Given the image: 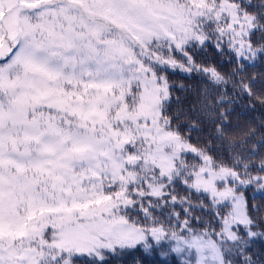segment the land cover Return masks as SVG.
<instances>
[{
	"label": "snow or ice",
	"instance_id": "snow-or-ice-1",
	"mask_svg": "<svg viewBox=\"0 0 264 264\" xmlns=\"http://www.w3.org/2000/svg\"><path fill=\"white\" fill-rule=\"evenodd\" d=\"M208 47L235 62L232 76L264 58V0H0V264H109L136 251L256 264L264 231L245 189L264 190V139L230 141L227 158L193 144L200 117L234 98L205 92L199 113L185 111L164 74L227 85L189 55ZM254 83L233 90L251 98Z\"/></svg>",
	"mask_w": 264,
	"mask_h": 264
},
{
	"label": "trees",
	"instance_id": "trees-1",
	"mask_svg": "<svg viewBox=\"0 0 264 264\" xmlns=\"http://www.w3.org/2000/svg\"><path fill=\"white\" fill-rule=\"evenodd\" d=\"M192 55L196 64L202 67L215 66L217 70L229 79L227 85H213L202 74L197 72H186L180 69H166L164 74L168 76L170 83L174 84L172 89L174 96L179 97L181 106L188 109L195 107L197 113L200 111V98L207 92L209 101L215 103L214 98L219 97L225 91L228 93V98H234L231 104L224 103L216 106V111L208 110L207 114L202 115L197 121L200 131L191 132L192 143L203 147L206 143L211 142L214 147H217V154L227 158L228 144L230 141H245V147L251 149L254 145L259 146L258 142L264 139V58L259 59L254 64L247 65L243 72H238L236 76H232L233 70L236 68L235 62L229 63L227 56L221 57L212 47L204 50H193L189 53ZM175 58L184 63L182 56L179 53L174 54ZM241 78L245 82L255 78L256 83L252 85L254 96L251 98L247 94L239 92V89L233 90V81H239ZM173 109L177 108L174 102ZM227 110V120L223 121L219 115L221 111ZM194 116L192 113L188 117H181L184 123V131L188 133L187 125L192 122ZM222 125L224 140L221 142L217 139L216 128ZM249 133H254L249 137ZM222 145V146H221ZM264 156V147H260V152L256 156L259 160ZM177 195L180 197H190L193 204H199L204 199L203 196L196 192L186 191L183 186H177ZM245 196L249 201V205H256L260 211L253 212V216L257 222L261 224L259 230L264 231V190L256 191L255 186H250L245 189ZM180 211L179 208L176 209ZM193 215L201 217L203 220H210L211 217L204 211L195 210ZM194 226L201 227L196 224ZM256 264H264V239H256L249 252ZM143 259L141 261V257ZM181 264V258L172 255L167 259L162 260L158 254L143 255L141 251L123 254L117 258L109 260V264ZM78 264H87L86 260L78 262Z\"/></svg>",
	"mask_w": 264,
	"mask_h": 264
},
{
	"label": "rangeland",
	"instance_id": "rangeland-1",
	"mask_svg": "<svg viewBox=\"0 0 264 264\" xmlns=\"http://www.w3.org/2000/svg\"><path fill=\"white\" fill-rule=\"evenodd\" d=\"M257 192H259L258 190H256Z\"/></svg>",
	"mask_w": 264,
	"mask_h": 264
}]
</instances>
